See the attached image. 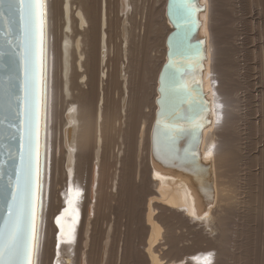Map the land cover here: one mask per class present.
Here are the masks:
<instances>
[{
  "label": "bare ground",
  "instance_id": "obj_1",
  "mask_svg": "<svg viewBox=\"0 0 264 264\" xmlns=\"http://www.w3.org/2000/svg\"><path fill=\"white\" fill-rule=\"evenodd\" d=\"M195 2L45 0L36 264H264V93L236 79L264 0Z\"/></svg>",
  "mask_w": 264,
  "mask_h": 264
},
{
  "label": "snow or ice",
  "instance_id": "obj_2",
  "mask_svg": "<svg viewBox=\"0 0 264 264\" xmlns=\"http://www.w3.org/2000/svg\"><path fill=\"white\" fill-rule=\"evenodd\" d=\"M17 6L23 29V152L11 200L7 204V216L0 229V264H36L42 211L39 139L44 105L46 8L44 0H0V10L8 13L17 11ZM186 9L188 12L196 11L195 0H186ZM168 127L174 130V126ZM193 127L199 125L193 122ZM69 193L72 199H69L68 204L71 206L73 200L82 193L79 189H70ZM69 210L75 216L66 233L67 243L71 244L79 213L71 207ZM56 223L61 229L64 228L63 217H59ZM64 235L61 232V236ZM207 260L210 264V255Z\"/></svg>",
  "mask_w": 264,
  "mask_h": 264
},
{
  "label": "water",
  "instance_id": "obj_3",
  "mask_svg": "<svg viewBox=\"0 0 264 264\" xmlns=\"http://www.w3.org/2000/svg\"><path fill=\"white\" fill-rule=\"evenodd\" d=\"M45 4V0H44ZM0 10V229L7 216L6 208L20 169L23 152V29L20 12ZM47 19V14L45 20ZM46 45V27H45ZM46 89V48L44 100ZM44 110V105H43ZM43 116L40 121L39 182L42 176ZM34 167L36 164L34 156Z\"/></svg>",
  "mask_w": 264,
  "mask_h": 264
},
{
  "label": "rangeland",
  "instance_id": "obj_4",
  "mask_svg": "<svg viewBox=\"0 0 264 264\" xmlns=\"http://www.w3.org/2000/svg\"><path fill=\"white\" fill-rule=\"evenodd\" d=\"M240 1V0H239ZM242 1V5H243V10L245 13H248L247 16H249V13L251 11V5H254V7L252 8L253 12L255 13V16L258 15L259 13V19H258V23L259 25L262 23V20H261V16H260V2H258V0H241ZM251 20H249L247 23H248V27H247V30H248V34L245 35V31H242L240 32L241 34H239V38H241V35H242V40L239 39V41L241 42V46L243 48H246V51H245V56H244V61H240L238 64H237V67L236 69H238L237 71V78L239 80V78H244L243 76H245L246 74H249L250 76V83L253 84L251 85L253 88V91H254V94H256V97L253 98V105H254V108L256 110H258L257 108H259L262 104V95L264 92L263 89H264V82L262 80H264V75H262V72H263V63H264V39L262 38V35L258 32L259 29H257V24H252L250 22ZM51 26V25H50ZM254 26V27H253ZM239 42V44H240ZM243 42V43H242ZM263 43V44H262ZM255 48V49H254ZM257 51V52H256ZM250 54V55H249ZM248 55V56H247ZM259 55V56H258ZM257 58V59H256ZM249 60V61H248ZM248 61V62H247ZM242 62V63H241ZM244 62V63H243ZM262 64V65H261ZM243 67H242V66ZM241 66V67H240ZM249 66V68H248ZM263 67V68H262ZM240 68V69H239ZM253 68V69H252ZM244 70V71H242ZM247 70V71H246ZM241 71V72H240ZM246 72V73H245ZM245 74V75H243ZM264 74V72H263ZM241 75V76H240ZM239 76V77H238ZM263 76V77H261ZM261 79V80H260ZM245 80V78L243 79ZM263 82V83H262ZM261 84V85H260ZM263 84V85H262ZM248 87H250V85H248ZM260 87H262L260 89ZM262 92H259V90ZM243 90L245 91H248L247 88H243ZM259 93V94H258ZM261 93V94H260ZM259 103V104H258ZM263 142V141H260V143ZM241 156V155H240ZM52 178H50L51 180ZM49 180V179H48ZM54 180V179H53ZM55 181H52L51 182V185L54 184ZM46 188L44 189L45 192L47 191L46 189H48V186L45 184ZM52 190L54 191V189L52 188ZM118 212L120 213V210H118ZM115 216L117 217V213L115 212ZM124 214V213H123ZM125 215V214H124ZM124 220L127 221V218L124 217ZM101 223H102V220L100 221L99 223V226L101 227ZM106 226V225H105ZM104 226V227H105ZM120 231H122V226L120 227ZM120 239V238H119Z\"/></svg>",
  "mask_w": 264,
  "mask_h": 264
}]
</instances>
